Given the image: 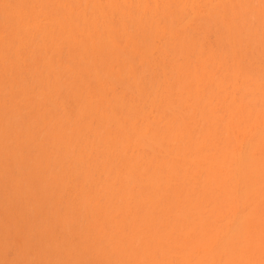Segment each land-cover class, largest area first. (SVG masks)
Returning a JSON list of instances; mask_svg holds the SVG:
<instances>
[{"label": "bare ground", "instance_id": "6f19581e", "mask_svg": "<svg viewBox=\"0 0 264 264\" xmlns=\"http://www.w3.org/2000/svg\"><path fill=\"white\" fill-rule=\"evenodd\" d=\"M247 1L0 0V261L22 242L14 188L66 264H264V0Z\"/></svg>", "mask_w": 264, "mask_h": 264}, {"label": "clouds", "instance_id": "9594fccd", "mask_svg": "<svg viewBox=\"0 0 264 264\" xmlns=\"http://www.w3.org/2000/svg\"><path fill=\"white\" fill-rule=\"evenodd\" d=\"M5 226L22 233V242L15 246L11 259L0 264H66L60 241L43 214L40 201L28 192L9 188L3 199Z\"/></svg>", "mask_w": 264, "mask_h": 264}, {"label": "rangeland", "instance_id": "374dc122", "mask_svg": "<svg viewBox=\"0 0 264 264\" xmlns=\"http://www.w3.org/2000/svg\"><path fill=\"white\" fill-rule=\"evenodd\" d=\"M248 1H249V0H248ZM248 1H247L245 4L249 5V4H250V1H249V4H248ZM254 1H255V0L252 1V3H254V4L252 5V3H251V5H252V6H255L256 4L258 5L259 0H257L258 3H257L256 1H255V2H254ZM252 6H251V7H252ZM246 7H247V6H246ZM248 7H249V6H248ZM255 7H256V6H255ZM245 9H246V8H244V10H245ZM246 10H247V9H246ZM246 10L244 11V15H246V19H248L247 17H248L250 14H252V10L250 9V11H251V12H250V11H249V8H248V12H250L249 15H248V13L246 14ZM239 11H240V10H239ZM240 13H241V12H240ZM242 13H243V12H242ZM250 16H252V15H250ZM250 16H249V18H250ZM252 17H253V16H252ZM238 18H239V17H237V19H236L237 21L240 20V19H238ZM254 18H255V17L250 18V19L253 20ZM243 19H245V18H243ZM254 20H255V19H254ZM237 21H236V24L239 23V21H238V22H237ZM248 21H250V20L248 19ZM255 21H256V20H255ZM255 21H254V23H256ZM246 22H247V21H246ZM250 22H251V21H250ZM241 23H242V20L240 21V24H241ZM252 23H253V22H252ZM252 23H251V26L248 24V25H249V28L252 27ZM241 25H243V23H242ZM238 26H239V27H242V26H240L239 24H238ZM240 29L242 30V28H240Z\"/></svg>", "mask_w": 264, "mask_h": 264}]
</instances>
